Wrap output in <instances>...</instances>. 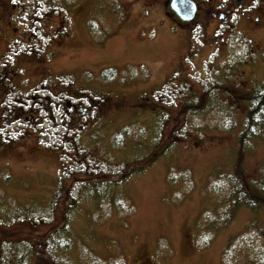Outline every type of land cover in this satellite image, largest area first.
<instances>
[{
	"label": "rangeland",
	"instance_id": "1",
	"mask_svg": "<svg viewBox=\"0 0 264 264\" xmlns=\"http://www.w3.org/2000/svg\"><path fill=\"white\" fill-rule=\"evenodd\" d=\"M247 1L259 27L211 20L204 41L166 0H0V224L25 231L4 257L50 231L32 248L56 264L264 262V135L241 146L236 101L264 80ZM69 93L90 108L74 128ZM237 180L253 198L226 210Z\"/></svg>",
	"mask_w": 264,
	"mask_h": 264
},
{
	"label": "flooded vegetation",
	"instance_id": "2",
	"mask_svg": "<svg viewBox=\"0 0 264 264\" xmlns=\"http://www.w3.org/2000/svg\"><path fill=\"white\" fill-rule=\"evenodd\" d=\"M195 2L197 4V12L195 17L192 20L180 21V22L181 24H187V25L190 24V26L192 27L191 29L200 28L203 31V34H206L203 37L204 41L206 40V38H208L207 28L208 29L210 28L211 20H213L215 24L218 23L220 24L218 27V32L221 33H224L227 30L232 31L235 27L240 26V22H242L243 19L250 21L252 23L251 25L256 27H259L261 25V21H262L261 9H259L257 5H254L252 1L248 2L247 0H213L207 6H203L204 4H200L198 0H195ZM165 3L167 5V8L169 9L170 0H166ZM172 13L176 18L179 19V16H177L173 11ZM230 31L228 34V38L230 37L231 34ZM217 41H219L218 38ZM191 54H193V52H191L190 55ZM75 91L76 90H74V92ZM68 97L73 98V100L71 99V101L73 102L70 105V109L68 111V117L69 119H72L71 120L72 122L70 123L72 127H75L78 124V120H79L78 115L81 114L82 110H84L85 108H86L85 111L90 110V108L79 106L80 103L79 101H81L79 95L69 93ZM66 124L70 125L69 123ZM18 232L23 233L25 231L21 229L14 230L9 227H6L3 224H0V236L2 237L4 242H6L7 244H13L15 248L16 245H18V241L14 240L13 234ZM29 234H33V233L31 232ZM43 235L44 232H38L36 237H40ZM0 252H1L0 264H4L2 263V261L4 262L6 261L10 263L12 259L14 260V258L4 257L5 255L2 254L4 252L3 249H1ZM57 263L60 264L59 262ZM37 264H56V263L54 260L50 259L49 256L43 254L37 260ZM143 264H159V263L158 262L154 263L152 259L149 258V260L145 261V263Z\"/></svg>",
	"mask_w": 264,
	"mask_h": 264
},
{
	"label": "trees",
	"instance_id": "3",
	"mask_svg": "<svg viewBox=\"0 0 264 264\" xmlns=\"http://www.w3.org/2000/svg\"><path fill=\"white\" fill-rule=\"evenodd\" d=\"M239 81L241 82L239 85H241L243 83L242 82L243 80L240 79ZM241 88L245 89L244 87H241ZM244 92L245 91H241L240 93H239V91L236 92L237 93L236 94V101H240V100L244 99L243 101H247V104H248L247 105L248 106V111H247V114H246L245 125H244V128L242 129L241 135H240V144H241V146L249 144V143L246 144V141L248 139L252 140L255 137H262L264 135V80L258 82L254 86L253 89L249 90V92H245V93ZM79 120H78V123H79ZM78 129H79L78 127L75 128V130H78ZM243 154H244V150L241 149V155H243ZM214 179L217 181V184H220V179H222L225 182V181H228L229 179H233V176L232 175H228V174H224L223 176L219 175V176H217ZM237 181H238L239 186H240L239 187V192H238L240 194L238 195V193H236V189H237L236 187L237 186L232 183L233 187H232V190L230 192L231 194L228 195L229 199L228 200L226 199L224 201V206H225L226 210H231L232 208H234V207H236L238 205H241L242 202H245V200L247 198H249V197L253 198L252 196H247V186H243V185H241L239 180H237ZM217 187H221V186H217ZM214 188H216V187H214ZM254 195H256V194H254ZM263 195L264 194H262V196ZM65 201L66 200H64V203H65ZM250 202L252 203V205L258 206L254 200H249L246 203L251 204ZM226 204H229L231 207L228 208L226 206ZM65 205H66V207H68L67 202H66ZM42 232H44V235H43L44 239L47 240L50 231H47L46 234H45V231H42ZM37 233L38 232H36L35 234H32L31 236H29V238L31 240L29 239L30 241H27V244L25 246H22L24 251H22V249H21V251L19 250V253H15V251H14V257H11V258H14L15 263H17V262H19L21 264L24 263V260L26 258L25 256L30 255L29 256V264H37V260L43 254L49 256L50 259L56 261L55 258L59 255L57 253V250L55 251V255L56 256L53 257L46 250L45 245H43L44 246V249H42L43 251L32 248V244L31 243H33L34 241L38 240V238H39V237H36ZM43 236H41V237H43ZM40 245H42V244H40ZM55 245H57L56 248L61 247L58 243H56ZM247 245H248V242H245V246H247ZM30 249L32 250V253H29ZM23 253L24 254L26 253V255H23ZM34 254H35V257H34ZM14 260L12 259L11 262L14 261ZM263 263L264 262L252 263V264H263Z\"/></svg>",
	"mask_w": 264,
	"mask_h": 264
},
{
	"label": "water",
	"instance_id": "4",
	"mask_svg": "<svg viewBox=\"0 0 264 264\" xmlns=\"http://www.w3.org/2000/svg\"><path fill=\"white\" fill-rule=\"evenodd\" d=\"M170 7L185 21L193 19L197 11V4L194 0H171Z\"/></svg>",
	"mask_w": 264,
	"mask_h": 264
}]
</instances>
